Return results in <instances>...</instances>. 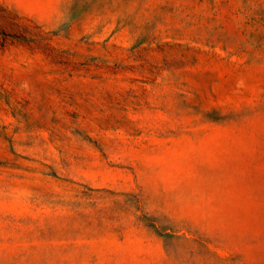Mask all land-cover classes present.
<instances>
[{"label":"rangeland","instance_id":"1","mask_svg":"<svg viewBox=\"0 0 264 264\" xmlns=\"http://www.w3.org/2000/svg\"><path fill=\"white\" fill-rule=\"evenodd\" d=\"M0 264H264V0H0Z\"/></svg>","mask_w":264,"mask_h":264}]
</instances>
